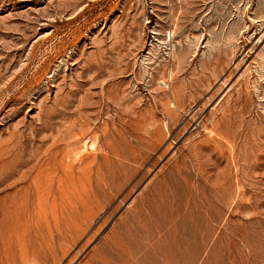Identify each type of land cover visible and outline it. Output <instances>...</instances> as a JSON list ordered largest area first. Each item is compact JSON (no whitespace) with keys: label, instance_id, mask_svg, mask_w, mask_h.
<instances>
[{"label":"rangeland","instance_id":"obj_1","mask_svg":"<svg viewBox=\"0 0 264 264\" xmlns=\"http://www.w3.org/2000/svg\"><path fill=\"white\" fill-rule=\"evenodd\" d=\"M0 264H264V0H0Z\"/></svg>","mask_w":264,"mask_h":264},{"label":"crops","instance_id":"obj_2","mask_svg":"<svg viewBox=\"0 0 264 264\" xmlns=\"http://www.w3.org/2000/svg\"><path fill=\"white\" fill-rule=\"evenodd\" d=\"M20 1H28V0H20Z\"/></svg>","mask_w":264,"mask_h":264}]
</instances>
